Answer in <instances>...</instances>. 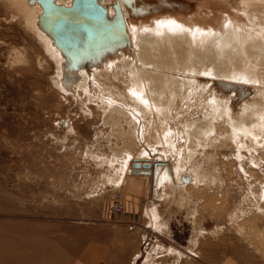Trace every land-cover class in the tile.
Here are the masks:
<instances>
[{
	"label": "rangeland",
	"instance_id": "rangeland-1",
	"mask_svg": "<svg viewBox=\"0 0 264 264\" xmlns=\"http://www.w3.org/2000/svg\"><path fill=\"white\" fill-rule=\"evenodd\" d=\"M19 1L0 0V237L23 235L26 222L25 241L33 247L40 236L47 264H111L118 253L103 250L120 243L140 253L118 264H264L263 66L236 80L249 85L261 108L246 124H231L225 101H211L213 69L192 52L167 55L170 75L160 92L136 85L154 107L128 91L137 61L120 51L129 44H93L86 55L85 47L84 54L58 47L63 65ZM137 2L164 7L174 0ZM184 34L185 52L195 38L204 41ZM130 184L139 186L140 210L160 212L158 231L145 243L120 230L121 215L106 211L116 191L125 207L135 201Z\"/></svg>",
	"mask_w": 264,
	"mask_h": 264
},
{
	"label": "bare ground",
	"instance_id": "bare-ground-1",
	"mask_svg": "<svg viewBox=\"0 0 264 264\" xmlns=\"http://www.w3.org/2000/svg\"><path fill=\"white\" fill-rule=\"evenodd\" d=\"M25 1L29 22L36 26L39 33L45 37L63 65L65 59L58 47L64 51L70 50L76 53L80 51L81 54H84L82 49L85 47L86 55L95 51L94 45L100 47L103 42L110 46L127 43L129 46L126 45L124 50L120 51L121 56L124 53L129 56L134 55L132 59L134 62L137 61L135 84L129 87L128 91L143 101L144 97H149L142 92V86L137 88L136 85L145 86L147 83L151 91L155 92V89L159 91V86L165 83L166 73L170 75L168 72L170 69L165 70V66L171 63L168 61L169 57H184L187 52L188 54L192 52L193 58L196 57L200 62L212 67L215 78L211 77L214 80L211 83L218 93L214 88L211 101L216 99H219L218 103L225 101L221 106L223 110H227L232 119L225 111L223 112L231 122L236 119L239 121L238 118H241L246 124L253 119V116L257 117V112L261 110L256 107L258 101L253 95L254 91L250 90L248 84L247 86L246 83L236 80L254 75L256 71L258 72V68L264 67V0H192V2L174 0L173 3L165 4L167 6L164 5V7L155 2L143 4L137 2L138 7H135L134 0H30L31 3L28 0ZM22 7L24 8V5ZM110 14L114 17L110 18ZM186 31H191L193 37H200L204 41L200 43V40L195 38L197 43L193 42L195 45L185 52L183 47L185 40L182 35ZM159 37L161 42L157 40ZM80 47L81 50H78ZM134 48L137 49L136 54ZM153 51L155 52L152 53ZM109 61L107 60L106 63ZM190 69L193 73L194 70ZM80 70L76 73L77 79H81L82 74L84 75L83 70ZM189 79L193 81V85L202 86V81L192 77ZM253 80L255 81L254 78ZM152 99V97L149 98L148 104L156 107ZM215 105L218 104L215 102ZM238 121L235 122L238 123ZM120 168L123 170L122 165ZM146 173V169L141 173L134 172V174ZM165 174L164 171L159 176L160 180L163 176L165 177ZM24 223L23 235L13 236L8 240L4 236L5 239L0 237L5 240H0V264L13 262L15 264H47L48 259L40 254L41 249L47 251L46 244L42 243L40 236L37 235L35 238L37 242L33 247L28 245L25 238L26 230L30 228L26 222ZM36 232L39 231L36 230ZM30 247L35 250L32 257L31 251L29 252Z\"/></svg>",
	"mask_w": 264,
	"mask_h": 264
},
{
	"label": "crops",
	"instance_id": "crops-1",
	"mask_svg": "<svg viewBox=\"0 0 264 264\" xmlns=\"http://www.w3.org/2000/svg\"><path fill=\"white\" fill-rule=\"evenodd\" d=\"M127 195L128 196H134L135 197V201H131L132 203H130L129 206H126V212L124 214L121 215V217L118 219V223L120 225V230H126L129 232V237H131V239L133 241L135 240H139L142 243L147 242V240H149V237L147 234H151L154 235L153 233L157 232L158 229L155 228L154 224H158L159 227V223H161V218H160V212L159 210H148L145 208V210H140V208L142 206H144L142 201H139V186L136 184H130V186L127 189ZM153 214L157 215V218L154 219L153 218ZM136 215L139 216L138 219H136ZM116 217H114L115 219ZM141 239V240H140ZM106 242V241H105ZM104 242V243H105ZM105 245L107 246V243H105ZM120 247L116 250H111L109 246L107 247V249L105 248L103 251H106V255L107 254H111L113 253H118L115 257V259L111 260V264H118L120 263V259H124L127 260V262H132L133 260L137 259V255H139L140 251H136L135 246L134 249L132 251H130L128 253V247L127 250H125V248L123 247V245L120 243L119 245ZM130 247V246H129ZM93 257V254H91ZM129 256V257H128ZM80 260H84L85 259L81 258ZM96 260V259H95ZM94 260V261H95ZM88 262H92V260H88ZM219 264H242L240 261H236V260H224L222 262H220Z\"/></svg>",
	"mask_w": 264,
	"mask_h": 264
},
{
	"label": "built area",
	"instance_id": "built-area-1",
	"mask_svg": "<svg viewBox=\"0 0 264 264\" xmlns=\"http://www.w3.org/2000/svg\"><path fill=\"white\" fill-rule=\"evenodd\" d=\"M106 211L109 216L122 215L126 212L124 198L120 192L116 191L110 196Z\"/></svg>",
	"mask_w": 264,
	"mask_h": 264
}]
</instances>
